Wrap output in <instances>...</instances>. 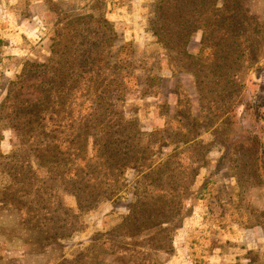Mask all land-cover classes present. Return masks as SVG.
<instances>
[{"label":"rangeland","instance_id":"rangeland-1","mask_svg":"<svg viewBox=\"0 0 264 264\" xmlns=\"http://www.w3.org/2000/svg\"><path fill=\"white\" fill-rule=\"evenodd\" d=\"M157 3L0 0V264H264V0H165L179 16L166 43ZM64 15H103L118 62L65 81L42 127L12 125L11 81L43 69ZM88 26L90 42L108 32ZM33 76L19 97L39 94ZM121 124L138 150L124 169L108 161ZM152 196L167 225L128 237L130 209Z\"/></svg>","mask_w":264,"mask_h":264},{"label":"trees","instance_id":"trees-1","mask_svg":"<svg viewBox=\"0 0 264 264\" xmlns=\"http://www.w3.org/2000/svg\"><path fill=\"white\" fill-rule=\"evenodd\" d=\"M172 8L176 9V4L172 5ZM172 12L169 16L167 15L165 0H158L156 6V35L166 43L169 41V33L167 25L171 23V21L177 20L179 17L176 10ZM102 22L104 26L108 30V32H102L99 34V40L97 42H90L87 38V32L92 30L93 28L88 26L94 22ZM114 37L113 29L109 25V21L101 15L98 19H95L91 15H85L83 17L80 16H70L64 15L61 18V22L58 24V29H53L52 34L50 36L52 42L50 45V56H48L44 62L43 69L38 70L36 65L32 64V67L22 69L20 76L13 79L12 88L8 91L7 97H4L5 102L4 106H8V112L6 113V118L12 125H17L23 127L24 124H31L32 126L41 127L44 125L43 120L44 117L42 116V112L45 110H50L52 108V104L55 101V98L61 97L67 94V87L65 86V81L72 79V78H83L85 75H90L91 77H99L102 73H107L104 68H110L112 66L108 65V62H118L119 59V52L111 51L112 47V38ZM85 38L88 39L89 44L85 43ZM1 42V40H0ZM90 45V46H89ZM106 51L107 56L105 59H99L98 63L88 62L84 64V66H79L75 62V58L78 52H82L86 56H96L100 55L103 51ZM104 56V55H102ZM118 68L117 65H115ZM30 75H35L30 78L38 79L37 85L32 86L31 91L36 92L39 91L38 95H34L29 98L19 97V90L25 88V84L27 83V78ZM121 75L120 80L118 81L117 76ZM125 74H121L118 72L117 75L112 78L109 83H106L107 90L110 85L114 87H119L121 84L124 83L122 76ZM43 78V80L40 78ZM21 78V79H20ZM41 80L43 83H41ZM102 80H106L103 78ZM23 82V84H22ZM31 85V84H30ZM107 90H104V93H107ZM66 98V97H65ZM0 107H3L0 105ZM46 107V108H45ZM124 125H119L120 129L114 134V137H118L120 145L115 148L114 153L117 157H111V160H108L109 163H114L116 167L125 168L127 158L129 157L127 153H133L134 155L138 154V150L135 148V145L132 144L134 139L129 136L124 130H121ZM43 133V132H42ZM86 132L83 130H79L76 134V137L79 140H82L86 137ZM43 142H47L46 144L49 145L54 140V137L49 134L47 137L46 135L43 136ZM48 148V147H47ZM162 165H157L154 168L150 169L148 175H143L142 179L146 180L147 177L151 178L152 181L158 179V177H153L157 172L158 169ZM162 197H150L148 201L142 204V210L138 211L135 215L133 214L132 210L130 209V213L126 217L127 219L124 220L123 228L126 230V235L128 237H136L139 235L144 229L142 227V223L147 220H151L149 226L146 230H155L161 227H165L167 222L164 220H160L161 214L163 213L164 208L161 207L158 210H155L154 207L162 203ZM156 223H152L155 222Z\"/></svg>","mask_w":264,"mask_h":264}]
</instances>
